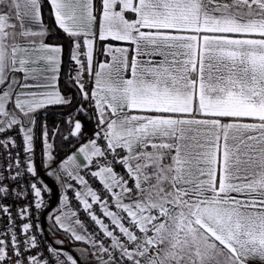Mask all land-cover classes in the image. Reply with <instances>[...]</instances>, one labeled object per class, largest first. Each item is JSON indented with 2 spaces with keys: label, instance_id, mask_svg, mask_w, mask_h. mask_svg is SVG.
Listing matches in <instances>:
<instances>
[{
  "label": "snow or ice",
  "instance_id": "6c2138e0",
  "mask_svg": "<svg viewBox=\"0 0 264 264\" xmlns=\"http://www.w3.org/2000/svg\"><path fill=\"white\" fill-rule=\"evenodd\" d=\"M0 134V264H264V0H0Z\"/></svg>",
  "mask_w": 264,
  "mask_h": 264
},
{
  "label": "water",
  "instance_id": "95a60500",
  "mask_svg": "<svg viewBox=\"0 0 264 264\" xmlns=\"http://www.w3.org/2000/svg\"><path fill=\"white\" fill-rule=\"evenodd\" d=\"M44 15H45V19H46V24L47 25L53 24L52 21H51V17L48 15L46 10L44 12ZM51 34L61 38L60 35H56V28L55 27H53ZM62 40L64 41L65 47H66L65 57H64V64H63V78H64V80H65V82L67 84V77L69 75L68 68H69V62H70V60H69V46H68L67 40H64V39H62ZM72 89L75 92V89L74 88H72ZM48 112L55 113V114H63V115L68 114L67 110H65V109H49ZM48 112H46V113H48ZM42 114H44V113H41V115ZM40 174L44 178L45 182L48 183L49 186L52 187L58 193L59 190H58V187H57L56 183L49 176H47L46 173L43 170H40ZM52 202H53V205H55V203L58 202V195L53 198ZM40 223L42 225L43 231L48 233L49 225L47 223V216L46 215L41 217ZM48 234H50V233H48ZM64 248H69V247H64Z\"/></svg>",
  "mask_w": 264,
  "mask_h": 264
},
{
  "label": "trees",
  "instance_id": "16d2710c",
  "mask_svg": "<svg viewBox=\"0 0 264 264\" xmlns=\"http://www.w3.org/2000/svg\"><path fill=\"white\" fill-rule=\"evenodd\" d=\"M50 36L55 37L56 39H58V40H60L61 42H63V40H62L60 37H58V36L51 35V34H50ZM70 70H71V68H70V62H69V68H68V73H69V74H70ZM61 86H62L63 89L67 87V84H66V82H65V80H64L63 78L61 79ZM70 91H71L73 94H75V92H74V90H73L72 88L70 89ZM67 115H68V114L63 115V114H55V113H50V112H48V113H44V114L41 115V117H40V121H41V123H43V120H44L45 117H46L47 120H48V124H49V128H50V129H51L52 127H54L55 125H57V124H61V121H63L64 123L61 124V128L63 129L64 127H66V123H67ZM78 118H80V119L83 120L84 125H85V129H84V130H85V132L87 133V132L89 131V124H88L87 117L81 115V116L78 117ZM50 139H51V137H50ZM56 142H57V144H60V138H59V136L56 138ZM41 146H42V145H41L40 142H38L37 145H36V152H37V160H36V163H37V165L40 167V170L42 169V165H40V160H39V155H40V149H41Z\"/></svg>",
  "mask_w": 264,
  "mask_h": 264
},
{
  "label": "built area",
  "instance_id": "2783aa9c",
  "mask_svg": "<svg viewBox=\"0 0 264 264\" xmlns=\"http://www.w3.org/2000/svg\"><path fill=\"white\" fill-rule=\"evenodd\" d=\"M74 70H75V69H74ZM87 120H88V117H87ZM88 124H89V128H90V127H91V124L89 123V121H88ZM10 134H11V133H9V135H10ZM0 139H3V135H2V134H0ZM16 139H17V142H22V141H21V138H20L19 136H17ZM3 155H4V153H3V147L0 146V163H2V164H6V163H8V161H6V160L3 159ZM22 155H23V152H22V149H21V156H22ZM9 202H10V201H9ZM71 204H72V206H73L74 208L78 206V202H77L74 198L72 199ZM79 215H80V218H81L82 220L85 221V223L88 225V227H89L90 229L94 227L93 222L90 220V218H88V217L86 216L85 213H83V211H81V212L79 213ZM5 224H7V219H6V217H4V216H0V231L3 230V226H4Z\"/></svg>",
  "mask_w": 264,
  "mask_h": 264
},
{
  "label": "crops",
  "instance_id": "0c3cea01",
  "mask_svg": "<svg viewBox=\"0 0 264 264\" xmlns=\"http://www.w3.org/2000/svg\"><path fill=\"white\" fill-rule=\"evenodd\" d=\"M43 19H44V23L46 24V19H45V15L44 14H43ZM51 21L54 24V18L53 17H51ZM51 35H53V34H51ZM45 42H48V43H60V44H62L63 51L61 53V65H60L59 76H58V84L62 88V86H61V79L63 78V64H64V57H65V50H66L65 43H64V41L61 42L60 40L56 39L55 37L50 36V34L45 37ZM70 68H71V72H74L75 71L74 68L72 67V63H70ZM50 109H63V108L56 107V108H50ZM41 170H43V167H42ZM50 178L54 181V179L52 177H50ZM58 190H59V188H58Z\"/></svg>",
  "mask_w": 264,
  "mask_h": 264
},
{
  "label": "rangeland",
  "instance_id": "374dc122",
  "mask_svg": "<svg viewBox=\"0 0 264 264\" xmlns=\"http://www.w3.org/2000/svg\"><path fill=\"white\" fill-rule=\"evenodd\" d=\"M47 223H48V225L50 224V221H49V219H48V217H47ZM46 233V232H45ZM49 236H50V234H48ZM64 247H69L70 248V244H65V245H63ZM72 251H74V249H72V248H70Z\"/></svg>",
  "mask_w": 264,
  "mask_h": 264
}]
</instances>
